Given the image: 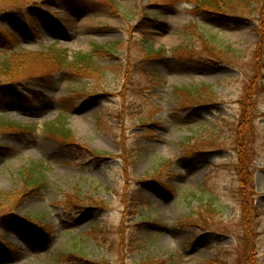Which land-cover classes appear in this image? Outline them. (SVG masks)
I'll return each mask as SVG.
<instances>
[{
    "label": "rangeland",
    "instance_id": "obj_1",
    "mask_svg": "<svg viewBox=\"0 0 264 264\" xmlns=\"http://www.w3.org/2000/svg\"><path fill=\"white\" fill-rule=\"evenodd\" d=\"M11 1L0 264H264V0Z\"/></svg>",
    "mask_w": 264,
    "mask_h": 264
},
{
    "label": "trees",
    "instance_id": "obj_2",
    "mask_svg": "<svg viewBox=\"0 0 264 264\" xmlns=\"http://www.w3.org/2000/svg\"><path fill=\"white\" fill-rule=\"evenodd\" d=\"M225 0H195V5H197V7L200 6H209V5H215L214 8L216 9V3H224ZM229 2V0H227ZM235 1V0H234ZM25 2H28V0H26ZM231 2V0H230ZM22 7V6H21ZM16 8L15 12L19 13L20 10H18L20 7H17L15 3H13L11 0H0V12L4 11V10H9V9H13ZM18 10V11H17ZM10 33L9 31H6V34ZM0 39L2 40L4 37V35L0 32ZM2 41H5L4 39ZM91 61H93V58L91 55H80L79 58H76V60L74 61V65H75V69L76 70H81L84 68L85 65H88V63H91ZM73 64V63H72ZM0 66H1V71H0V76L1 77H5L6 80L4 82L0 83V96L1 99L3 98H7L9 96H6V94L4 93L9 86H13L15 84V80L11 79V77H9V73L11 70L10 65H8V60H0ZM24 96V98H28V99H32L35 98V94L33 95V93H29V94H24L22 95ZM0 125H5L4 122L2 120H0ZM7 126V125H6ZM10 127L13 128H19V126H13L11 125ZM54 133H56L59 136V139H68V137L71 136V133L68 129H65L63 126L60 128H56L53 130ZM62 143H64V141H61ZM65 147L68 146L69 144H63ZM6 148L4 147H0V150H5ZM194 151H198L196 149H194ZM20 179L23 181L24 183V187L25 190L23 191V193H19L17 195H11V194H6V193H0V218L8 215L9 213V209L11 208L9 205L10 204H14V203H18L17 201H20L22 197H24L25 195H30L32 194L36 189L41 188L43 185V176L42 174H39L36 171V168L31 167L30 169H26L24 171H21L20 173L18 172L17 174ZM5 205V206H4ZM150 262H148L147 264H165V262H151V260H149Z\"/></svg>",
    "mask_w": 264,
    "mask_h": 264
},
{
    "label": "bare ground",
    "instance_id": "obj_3",
    "mask_svg": "<svg viewBox=\"0 0 264 264\" xmlns=\"http://www.w3.org/2000/svg\"><path fill=\"white\" fill-rule=\"evenodd\" d=\"M84 122H86V123H87V121H84ZM86 123H85V124H86Z\"/></svg>",
    "mask_w": 264,
    "mask_h": 264
}]
</instances>
